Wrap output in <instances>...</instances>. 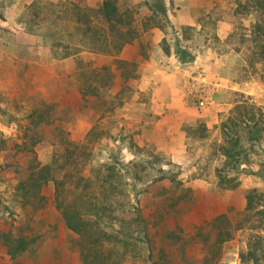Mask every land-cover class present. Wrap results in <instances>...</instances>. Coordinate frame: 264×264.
I'll return each instance as SVG.
<instances>
[{
  "label": "rangeland",
  "instance_id": "374dc122",
  "mask_svg": "<svg viewBox=\"0 0 264 264\" xmlns=\"http://www.w3.org/2000/svg\"><path fill=\"white\" fill-rule=\"evenodd\" d=\"M100 2L0 0V264H82L52 181L29 205L17 200L36 163L88 179L98 198L103 178L117 184L100 227L121 264H264L262 232L249 238L257 262L240 258L255 233L241 219L246 192L264 203V131L248 142L240 130V170L220 149L236 104L264 121V0H117L136 33L124 58L64 56L77 48V5ZM43 101L52 121L34 126L26 115ZM3 233L27 248L11 257Z\"/></svg>",
  "mask_w": 264,
  "mask_h": 264
},
{
  "label": "trees",
  "instance_id": "16d2710c",
  "mask_svg": "<svg viewBox=\"0 0 264 264\" xmlns=\"http://www.w3.org/2000/svg\"><path fill=\"white\" fill-rule=\"evenodd\" d=\"M75 22L77 24V48L64 56L78 54L83 50L92 53L117 54L127 42L136 36L132 20L124 18L119 11L117 0H101L97 7L78 4L77 11H75ZM176 49L179 53H186V50L179 46ZM52 108V103L43 101L34 106L26 116L34 126L48 124L52 121L50 115ZM240 130L245 131V140L248 142L261 137L264 131V121L262 111L258 106L236 104L235 114L229 115L220 123L223 139L220 149L226 157L229 169L233 171L240 170V165L246 163L244 153L239 146ZM71 165L75 166L74 163ZM221 179L226 183L231 182L224 175ZM49 181L54 184L55 207L65 226L80 237L78 244L82 264H121L125 256L124 251L107 245L105 242L107 234L100 227V224L104 223V217L109 216L107 213L111 206L109 202L116 189L118 190L117 184L103 178L97 185L98 191L101 192V197L98 198L95 197L94 192H87L88 186L90 187L88 179L82 184L80 180L68 183L64 175L59 178L56 176L52 163H36L29 166L26 176L20 179L15 186L14 193L21 206L29 205L37 198L41 188ZM245 200L241 219L245 223H251L249 229L251 232L254 229L255 233L247 236V251L246 253L241 252L240 258L245 261L251 257L254 262H257L259 247L253 245L249 238L250 236L260 238V232L264 233V203H262L261 192L255 188L246 192ZM112 208L116 211L120 207L114 206L113 202ZM1 237L6 253L11 257L24 251L29 244L23 236L13 237L10 233H3Z\"/></svg>",
  "mask_w": 264,
  "mask_h": 264
},
{
  "label": "built area",
  "instance_id": "2783aa9c",
  "mask_svg": "<svg viewBox=\"0 0 264 264\" xmlns=\"http://www.w3.org/2000/svg\"><path fill=\"white\" fill-rule=\"evenodd\" d=\"M175 36L178 37L177 31H175ZM179 47L182 48V49H185L183 46H179ZM197 102H198L199 105H202L204 103L203 99H201V98H198Z\"/></svg>",
  "mask_w": 264,
  "mask_h": 264
},
{
  "label": "crops",
  "instance_id": "0c3cea01",
  "mask_svg": "<svg viewBox=\"0 0 264 264\" xmlns=\"http://www.w3.org/2000/svg\"><path fill=\"white\" fill-rule=\"evenodd\" d=\"M123 50H124V47H123L122 51L119 53V57H123L124 58V56L122 55Z\"/></svg>",
  "mask_w": 264,
  "mask_h": 264
}]
</instances>
